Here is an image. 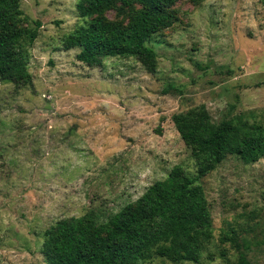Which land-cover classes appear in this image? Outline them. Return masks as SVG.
<instances>
[{"label": "rangeland", "instance_id": "obj_1", "mask_svg": "<svg viewBox=\"0 0 264 264\" xmlns=\"http://www.w3.org/2000/svg\"><path fill=\"white\" fill-rule=\"evenodd\" d=\"M78 2L21 0L36 32L33 84L0 78V264H49L45 233L58 220L91 210L106 219L178 165L196 177L174 114L203 104L215 121L264 123V0L178 1L171 26L146 42L153 72L122 55L87 62ZM198 182L213 226L200 260L138 264H228L241 254L264 264V156L247 162L228 146Z\"/></svg>", "mask_w": 264, "mask_h": 264}, {"label": "trees", "instance_id": "obj_2", "mask_svg": "<svg viewBox=\"0 0 264 264\" xmlns=\"http://www.w3.org/2000/svg\"><path fill=\"white\" fill-rule=\"evenodd\" d=\"M180 0H79L87 16L82 56L99 63L105 56L135 57L150 72L157 53L147 40L171 26ZM197 1V0H192ZM116 12L112 19L107 16ZM21 0H0V78L33 84L28 70L36 32L24 26ZM40 25V24H38ZM184 141L192 147L197 175L178 165L155 181L135 201L102 219L98 212L58 220L45 233L43 252L49 264H138L154 256L198 262L213 236L203 186L198 182L216 168L221 151L236 145L247 162L264 156V123L243 115L215 121L205 105L173 115ZM228 264H250L245 254Z\"/></svg>", "mask_w": 264, "mask_h": 264}]
</instances>
